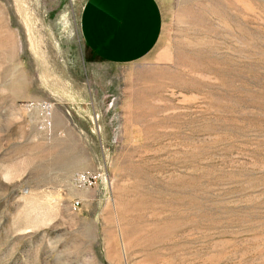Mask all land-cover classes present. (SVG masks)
I'll list each match as a JSON object with an SVG mask.
<instances>
[{
  "label": "rangeland",
  "instance_id": "374dc122",
  "mask_svg": "<svg viewBox=\"0 0 264 264\" xmlns=\"http://www.w3.org/2000/svg\"><path fill=\"white\" fill-rule=\"evenodd\" d=\"M86 0H0V264H264V0H158L136 61Z\"/></svg>",
  "mask_w": 264,
  "mask_h": 264
},
{
  "label": "crops",
  "instance_id": "0c3cea01",
  "mask_svg": "<svg viewBox=\"0 0 264 264\" xmlns=\"http://www.w3.org/2000/svg\"><path fill=\"white\" fill-rule=\"evenodd\" d=\"M80 22L94 54L109 62H132L158 43L163 13L158 0H86Z\"/></svg>",
  "mask_w": 264,
  "mask_h": 264
}]
</instances>
